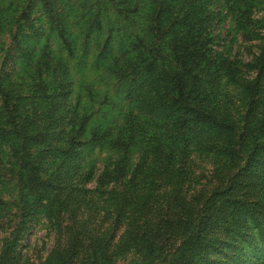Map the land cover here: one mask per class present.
<instances>
[{"label":"trees","instance_id":"trees-1","mask_svg":"<svg viewBox=\"0 0 264 264\" xmlns=\"http://www.w3.org/2000/svg\"><path fill=\"white\" fill-rule=\"evenodd\" d=\"M64 1L0 8V180L17 187L0 202V264H264V23L250 0H124L146 7L139 31L115 29L105 0ZM227 8L230 30L259 41L249 61L222 43ZM92 41L118 81L109 118L89 114L92 89L71 97L69 58ZM38 219L44 252L27 241Z\"/></svg>","mask_w":264,"mask_h":264},{"label":"rangeland","instance_id":"rangeland-1","mask_svg":"<svg viewBox=\"0 0 264 264\" xmlns=\"http://www.w3.org/2000/svg\"><path fill=\"white\" fill-rule=\"evenodd\" d=\"M77 1L79 0H65L64 3ZM124 0H105L104 4L109 7L106 12L110 16H116L114 20L115 26L117 29L118 25L125 30L132 31L134 27L138 26L137 30L139 31L140 27L144 23L145 15L143 11L146 10L144 5H140L137 11H134L133 8L129 6L128 3L123 2ZM242 4L245 0H236ZM9 0H0V8H6ZM251 8V18L257 21L258 28L263 27L264 23V0H250ZM103 4V5H104ZM227 16L225 17V22H223L220 31L224 33V41L222 43H227L232 52L240 51L242 58L245 61H249L252 55L256 54L257 48L256 45L259 43L258 40L244 41L241 39L240 35L230 30L233 25V21L239 20L238 18L233 19L232 16L235 14L234 8L228 9ZM6 13V10L3 12V15ZM242 19V18H241ZM73 23L71 24V22ZM68 22L71 24L70 29L74 32L80 31V23L78 24L77 19H72V13L68 16ZM260 33H264V29H258ZM233 34V37H231ZM105 33L101 39H104ZM115 43L118 40L114 41ZM96 42L92 41L87 47L78 48L74 57L69 58L68 67L73 79V88L71 92L72 99H79L80 101L86 100V92L90 88L95 93L94 99V113L93 117L104 116L106 118L112 117L118 113L119 105L116 104L117 100H113L111 97L116 94L117 78H115L109 70L104 67L101 63L94 62L93 55L96 54ZM255 45V46H254ZM115 51V48H113ZM18 68V64L16 65ZM24 73V67L22 66L21 72ZM71 99V98H70ZM125 104V103H124ZM123 104V109L125 108ZM107 150V149H106ZM107 152L94 150L88 151L87 156L90 155V159L102 158L106 155ZM135 154V153H132ZM17 195V187L15 185L14 179L11 177H5L0 180V202H4L10 206L14 201ZM0 209H6L4 205H0ZM14 211V209H12ZM11 211V212H12ZM3 212V211H1ZM34 231L28 236L27 241L30 242L32 248L36 251L44 252L51 246V239L45 237V230L43 229V219L37 220L33 227ZM2 235L0 234V240ZM42 240H46V244L43 245ZM35 253V252H34ZM35 255V254H34ZM117 264H127L126 261L120 260Z\"/></svg>","mask_w":264,"mask_h":264}]
</instances>
